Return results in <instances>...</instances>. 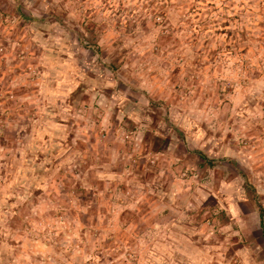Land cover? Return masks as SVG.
I'll return each instance as SVG.
<instances>
[{"label":"rangeland","instance_id":"obj_1","mask_svg":"<svg viewBox=\"0 0 264 264\" xmlns=\"http://www.w3.org/2000/svg\"><path fill=\"white\" fill-rule=\"evenodd\" d=\"M264 0H0V264H264Z\"/></svg>","mask_w":264,"mask_h":264},{"label":"trees","instance_id":"obj_2","mask_svg":"<svg viewBox=\"0 0 264 264\" xmlns=\"http://www.w3.org/2000/svg\"><path fill=\"white\" fill-rule=\"evenodd\" d=\"M263 213H264V210L261 208L260 216H261V223H262V224H263Z\"/></svg>","mask_w":264,"mask_h":264}]
</instances>
